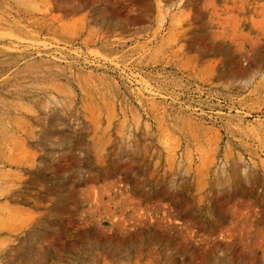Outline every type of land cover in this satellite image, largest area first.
<instances>
[{
  "label": "rangeland",
  "instance_id": "374dc122",
  "mask_svg": "<svg viewBox=\"0 0 264 264\" xmlns=\"http://www.w3.org/2000/svg\"><path fill=\"white\" fill-rule=\"evenodd\" d=\"M0 264H264V0H0Z\"/></svg>",
  "mask_w": 264,
  "mask_h": 264
}]
</instances>
